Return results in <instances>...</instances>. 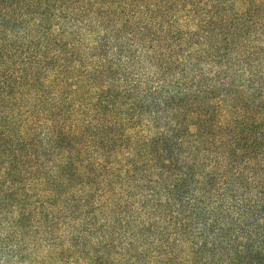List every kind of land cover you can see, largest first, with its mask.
Returning a JSON list of instances; mask_svg holds the SVG:
<instances>
[{
    "label": "trees",
    "instance_id": "obj_1",
    "mask_svg": "<svg viewBox=\"0 0 264 264\" xmlns=\"http://www.w3.org/2000/svg\"><path fill=\"white\" fill-rule=\"evenodd\" d=\"M0 264H264V0H0Z\"/></svg>",
    "mask_w": 264,
    "mask_h": 264
}]
</instances>
